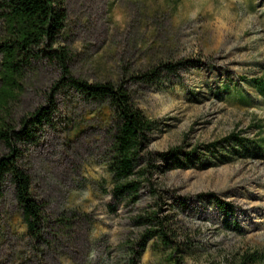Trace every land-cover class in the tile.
I'll return each mask as SVG.
<instances>
[{"label":"rangeland","instance_id":"374dc122","mask_svg":"<svg viewBox=\"0 0 264 264\" xmlns=\"http://www.w3.org/2000/svg\"><path fill=\"white\" fill-rule=\"evenodd\" d=\"M61 1L66 20L52 48L67 52L71 75L121 83L157 129L141 153L147 170L134 178L135 196L116 199L112 110L57 88L54 62L32 61L5 119L19 129L50 99L56 107L17 145L44 220L33 239L6 184L0 264H169L172 253L178 264H240L251 254L264 264V95L253 83L264 81V0ZM155 68L154 81L142 77ZM231 134L248 139L249 152L219 162L207 147L234 153L224 142ZM174 148L202 162L174 167L183 160H166ZM162 228L169 246L145 239Z\"/></svg>","mask_w":264,"mask_h":264},{"label":"trees","instance_id":"16d2710c","mask_svg":"<svg viewBox=\"0 0 264 264\" xmlns=\"http://www.w3.org/2000/svg\"><path fill=\"white\" fill-rule=\"evenodd\" d=\"M0 9L4 30L0 40V148L6 149L4 153H0V198L4 186L12 185L27 232L33 239L39 240L44 220L42 206L32 196L31 179L18 163L22 152L17 145L30 143L34 138V128L42 122L49 123L50 115L56 107L50 99L48 108L40 107L29 117L22 118L19 129L11 127L5 119L9 103L18 97L17 93L21 90L20 82L32 61L47 58L54 62L61 71L60 80L55 84L57 88H73L86 100L106 103L112 110L114 133L107 169L116 199L122 196H135L138 181L134 178L143 175L147 170L140 167L141 153L150 139V134L157 129V122L146 117L132 103L128 91L121 83H89L71 75L67 65V52L52 48L66 20L61 0H0ZM161 67L169 72L173 70L172 65ZM157 69L145 73L142 77L147 81H154L159 75ZM253 83L264 95L263 79H255ZM224 142L237 148L234 153L216 151V144L207 147L212 157L219 162L232 161L233 157L230 154L243 155L242 152H249L247 150L249 140L241 138L238 134H231ZM166 155V160L183 156V160L176 161L174 167H183L186 163L199 159L197 151L186 153L180 148H174ZM204 161L209 162L206 158L203 163ZM196 162L201 163L202 160ZM209 166L207 163L203 168ZM147 234L145 239L157 236L163 245L170 244L163 228L148 230ZM260 260L261 257L257 254L245 255L240 264H257ZM168 261L169 264H178L173 253L169 255ZM132 264L137 263L132 261Z\"/></svg>","mask_w":264,"mask_h":264}]
</instances>
